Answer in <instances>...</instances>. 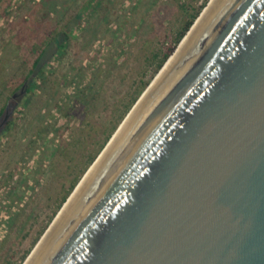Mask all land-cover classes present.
<instances>
[{"label": "water", "instance_id": "1", "mask_svg": "<svg viewBox=\"0 0 264 264\" xmlns=\"http://www.w3.org/2000/svg\"><path fill=\"white\" fill-rule=\"evenodd\" d=\"M216 17L41 264H264V0Z\"/></svg>", "mask_w": 264, "mask_h": 264}, {"label": "rangeland", "instance_id": "2", "mask_svg": "<svg viewBox=\"0 0 264 264\" xmlns=\"http://www.w3.org/2000/svg\"><path fill=\"white\" fill-rule=\"evenodd\" d=\"M209 2L0 0V109L14 106L0 131V264L24 263ZM43 48L52 65L19 95Z\"/></svg>", "mask_w": 264, "mask_h": 264}, {"label": "bare ground", "instance_id": "3", "mask_svg": "<svg viewBox=\"0 0 264 264\" xmlns=\"http://www.w3.org/2000/svg\"><path fill=\"white\" fill-rule=\"evenodd\" d=\"M227 1L228 0L210 1L209 7L204 11V13H202L201 17L196 21L191 32H189L180 43L181 45H179V49L177 50L176 54H174L173 57L168 60L165 67L160 70L159 74H157L155 80L143 92L142 96L135 103V106H133V109L127 114L122 124L114 133L111 141L108 144V147H106V149L103 151L101 157L98 159L95 165H93V167H90V171L87 172L83 179L78 183L75 190L72 192L67 205H65L62 211V215L58 219L59 224L56 223L58 226L55 224L57 229L53 232L46 246L42 249V246L47 240V236L41 241L39 240L40 242H38L36 247L33 249L32 254L28 257L26 264H41L47 255L51 253L59 241L62 233L65 232L67 227L74 220L76 215L88 200L94 188V182L98 174L102 172L101 170L105 168L107 160H109L110 156H112V153L108 155L110 150L116 146L115 144H117L121 138H123L121 141L122 143L126 142L131 132H133V130L138 126L141 119L148 110L150 103L152 102L151 100L157 98L159 94H162L169 87L182 67L192 57L191 54L193 50L202 41L207 30L217 20L216 15L221 12ZM100 165H102L101 168L99 167ZM39 253L40 255L38 256Z\"/></svg>", "mask_w": 264, "mask_h": 264}, {"label": "trees", "instance_id": "4", "mask_svg": "<svg viewBox=\"0 0 264 264\" xmlns=\"http://www.w3.org/2000/svg\"><path fill=\"white\" fill-rule=\"evenodd\" d=\"M205 2L202 4L201 8L204 7ZM197 16V13L194 15L193 18ZM81 19L80 14H76V20H74L72 23H68L66 27L64 28V31L61 32L63 36V41L61 40L56 48V54H60L62 50L66 47L67 36L72 35L73 30L75 26L78 24L79 20ZM192 21H189L185 27L181 30L180 35L178 36V41L182 39L183 35L186 33V31L191 26ZM174 49V46L169 47L167 51L163 54L162 60L159 62L158 67H160L164 61L170 56ZM43 50L40 53L37 54V56L34 58V60L30 63L29 69L26 71V74L22 75L21 80L18 82L17 87L14 91L17 89H21L25 85V93L29 94L35 86L36 80L41 79L44 77L45 72L48 70V67L52 65L51 61L43 60ZM33 51H35V48H33ZM26 65L25 60L22 61L21 67L24 68ZM4 108L0 109V114L3 112ZM10 125V122L6 125L7 127Z\"/></svg>", "mask_w": 264, "mask_h": 264}]
</instances>
